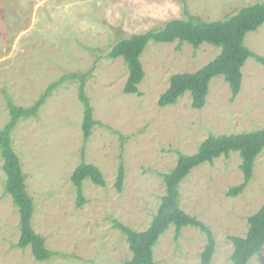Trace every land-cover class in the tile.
<instances>
[{
  "label": "rangeland",
  "instance_id": "obj_1",
  "mask_svg": "<svg viewBox=\"0 0 264 264\" xmlns=\"http://www.w3.org/2000/svg\"><path fill=\"white\" fill-rule=\"evenodd\" d=\"M262 0H0V130L10 120L8 94L17 106L32 107L55 82L71 73L87 74L85 91L96 121L86 141L79 81H66L40 108L37 118L22 119L12 132L27 189L34 200L33 228L55 256L35 259L31 247L19 248L20 212L5 191L0 151V264H127L132 259L118 221L136 231L150 226L166 186L163 176L176 167L179 154L193 155L210 135L264 128V64L249 58L242 68L239 95L223 76L211 80L203 109L192 107L190 92L161 108L172 76L194 73L214 60L221 48L204 43L150 42L141 61L145 78L140 94H126L129 71L123 58L108 55L132 35L162 28L190 16L223 20ZM187 7V9H185ZM245 45L264 58V24L246 35ZM98 167L105 186L85 180L78 207L72 174L82 160ZM238 152L204 163L180 184V207L213 232L211 264H232L230 237H245L248 217L264 204V150L254 175L236 197L228 191L244 181ZM122 191L116 188L120 166ZM207 236L176 227L154 247L156 264H202ZM249 264H264V247Z\"/></svg>",
  "mask_w": 264,
  "mask_h": 264
},
{
  "label": "trees",
  "instance_id": "obj_2",
  "mask_svg": "<svg viewBox=\"0 0 264 264\" xmlns=\"http://www.w3.org/2000/svg\"><path fill=\"white\" fill-rule=\"evenodd\" d=\"M179 1L186 3L185 0ZM186 15L189 16L186 20L173 19L162 28L132 35L120 40L112 47L108 57L123 58L127 64L129 76L124 87L126 94H140L138 86L145 78L141 57L150 42L168 44L178 42L179 46L188 43L195 49L207 43L221 48L220 54L198 71L172 76L169 88L159 99L158 104L161 108L177 104L179 98L190 92L192 107L197 110L203 109L207 102L211 80L218 76H223L229 84L231 100L234 101L241 91L242 68L247 60L254 58L264 64V58L253 53L245 45L246 35L257 31L264 24V0L243 7L223 20L204 21L199 17L190 16L187 10ZM91 74L92 72L82 75L71 73L64 76L52 84L30 108L17 106L6 94L10 120L0 130V151L6 174L5 191L11 195L20 212L21 236L17 246L22 249L30 246L35 259L41 262L50 260L56 253L47 248L45 238L36 233L33 228L34 200L27 189L21 159L12 146V132L22 119L37 118L40 108L64 82L78 80V96L84 105L83 132L87 141L96 124L93 119L94 111L85 91ZM263 150L264 128L230 135H210L193 155L179 154L176 167L163 176L166 192L148 229L136 231L118 221L115 222V227L126 235L132 252V259L127 264H156L154 247L171 225L176 227L177 238L184 227L199 228L207 236V245L201 255V263L211 264L216 249L214 234L206 224L181 209L180 184L196 167L204 163H212L223 156L228 158L231 152H238L242 159L240 170L244 181L228 191V196L236 197L248 187L254 175L255 161ZM87 179L97 186L106 185L101 170L87 163L83 152L81 163L71 177L78 195V207H82L85 202L83 185ZM124 179L125 169L121 165L116 181V188L119 192L122 191ZM247 222L248 231L245 237H230L234 247L231 255L232 264H249L251 259L263 249L264 204L256 213L248 217Z\"/></svg>",
  "mask_w": 264,
  "mask_h": 264
}]
</instances>
